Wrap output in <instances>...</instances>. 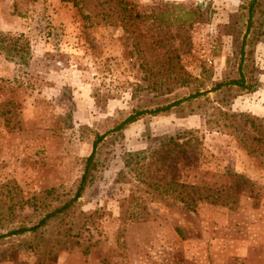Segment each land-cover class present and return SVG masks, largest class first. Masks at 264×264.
<instances>
[{"label":"rangeland","instance_id":"rangeland-1","mask_svg":"<svg viewBox=\"0 0 264 264\" xmlns=\"http://www.w3.org/2000/svg\"><path fill=\"white\" fill-rule=\"evenodd\" d=\"M248 2L0 0V34L19 51L0 52V264H264V155L239 141L247 126L232 115L264 118V0L251 22ZM240 74L252 91L211 90ZM186 132L185 180L208 195L192 210L171 203L164 180L150 186L159 165L140 176L130 164ZM97 135L68 214L8 234L74 195ZM133 204L140 219L123 222Z\"/></svg>","mask_w":264,"mask_h":264},{"label":"trees","instance_id":"trees-1","mask_svg":"<svg viewBox=\"0 0 264 264\" xmlns=\"http://www.w3.org/2000/svg\"><path fill=\"white\" fill-rule=\"evenodd\" d=\"M257 4H259V0H249L247 5L245 6L248 11L247 19L249 22H251L250 18L253 17ZM6 40H7L6 36L0 34V52H5L6 54H9V56L11 57H14V55L17 56L19 51H17L18 49L14 45L15 42L13 43L6 42ZM240 52L243 55V47L241 48ZM241 62L239 63L240 70H241ZM164 63L166 62L163 63L160 62L159 67H163L166 69L167 68L171 69L173 67L172 63L168 62L167 67L165 66ZM232 87L240 88L246 90L247 92L252 91L254 88L253 85H251V83H247L245 77L242 74H240L238 78L216 82L211 90H217L222 88L231 89ZM200 94L201 92L196 91L194 93H190L186 97L179 98L166 105H157L151 109H149L148 107L144 109H134L128 114L127 117L119 121L115 125V127H113L112 130H119L129 123L133 121L135 122V120L141 117L142 114H158L160 112H165L169 110L172 106L179 105L184 100L192 99ZM232 115L236 118H240L242 124L247 126L246 127L247 129L243 127V132L238 138L239 141L244 146L248 147L250 151L264 155V118L261 119L252 118V117L244 118L243 114H232ZM257 119L259 122L257 121ZM206 126H208L209 128H213L212 125H210L209 119H207ZM232 128H233L232 132H236V133L241 132V131H237L238 129L235 126ZM102 136L103 135H97L96 139L93 142V149L91 153L85 158L83 174L81 176V180L79 181L80 183L77 186L74 195L66 199L60 205L48 210L37 221V223L31 226H20L17 229L9 231L8 234H24L26 232L35 233L41 227L45 226L51 219H57V218L63 219L65 214H68V211L73 207L74 202L81 196L83 190L85 189V186L87 184L86 180L89 179L91 168H93L94 166L95 149L97 144L100 142ZM193 144H194V140H193V136H191V132L177 134L175 136H168L161 141L159 148L157 150L148 153V155L143 151L137 153L136 157L134 156L132 161H130V164H132L133 169L137 167L141 170L138 173L140 176H144L146 174L145 171L147 169L144 170V167L149 166L150 163L159 165L156 171H159L161 169L164 172L159 176L160 178L158 180L156 179L157 181H153L152 183H149L150 186L156 185V189H157V187H159L158 182L160 181V179L164 180L163 181L164 189H162L161 191L164 195H168L169 199L172 201L171 203L183 202L187 205V208H190L192 210L197 203H199L201 200H205V198H207L208 196V195L203 196L199 193V189H201L199 184L191 183L190 181L185 180V178H189V177L187 173L184 174L185 172L184 168L189 169L190 167H195L193 166L194 164H192L189 161L191 157L192 149L194 147ZM146 160H150L151 162L145 163ZM187 160L189 161V163L187 162ZM138 165L141 166L138 167ZM183 176H184V181L180 179L181 177L183 178ZM156 177L157 176H155V178ZM134 196L135 195L132 193L129 196V198L124 199L122 205L125 203L128 204L134 198ZM150 198L156 199L157 196H154L151 193ZM122 205H121L120 217L123 222L140 219L136 211L134 210V208L138 205L133 204L131 207H127L124 209L122 208Z\"/></svg>","mask_w":264,"mask_h":264}]
</instances>
